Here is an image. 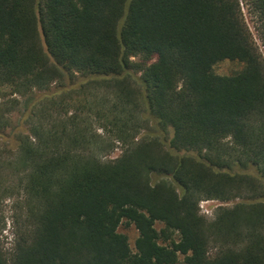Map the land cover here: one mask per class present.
Returning <instances> with one entry per match:
<instances>
[{"label": "trees", "instance_id": "1", "mask_svg": "<svg viewBox=\"0 0 264 264\" xmlns=\"http://www.w3.org/2000/svg\"><path fill=\"white\" fill-rule=\"evenodd\" d=\"M241 4L264 48V0H0V86L111 77L120 112L141 99L152 125L134 141L114 116L109 161L82 131L22 142L28 229L0 264H264V60ZM202 200L237 203L206 222Z\"/></svg>", "mask_w": 264, "mask_h": 264}, {"label": "rangeland", "instance_id": "2", "mask_svg": "<svg viewBox=\"0 0 264 264\" xmlns=\"http://www.w3.org/2000/svg\"><path fill=\"white\" fill-rule=\"evenodd\" d=\"M241 7L264 60V48L257 35L255 18L247 13L242 4ZM239 69V64L223 61L214 67V72L228 76ZM129 83V89L134 93L140 91L133 81ZM117 94L118 87L111 77L87 74H69L44 90H33L24 95L13 94L10 88L0 86V247L4 254L11 252L16 236L27 231V217L32 206L24 191L29 171L21 164L19 148L22 142L36 144L38 141L33 140L36 139L35 134L37 138L43 136L44 139L48 134L82 131L94 140V145L90 146L92 153L102 161H109L123 152V142L116 139L117 128L123 122L134 126L132 129L135 131H128L131 137L134 134V141L149 139L151 115L142 100L139 98L140 101H136L137 107L127 106V111L121 113ZM114 116L122 118H117L120 122L118 126L110 124ZM236 203L202 200L198 205L199 214L206 222H212L218 208H231ZM161 227L156 225L157 229ZM118 231L127 237L134 252L138 237L134 226L123 223ZM213 252L211 249L210 254ZM177 264H185L182 256H179Z\"/></svg>", "mask_w": 264, "mask_h": 264}, {"label": "built area", "instance_id": "3", "mask_svg": "<svg viewBox=\"0 0 264 264\" xmlns=\"http://www.w3.org/2000/svg\"><path fill=\"white\" fill-rule=\"evenodd\" d=\"M205 203H207V202H205Z\"/></svg>", "mask_w": 264, "mask_h": 264}]
</instances>
